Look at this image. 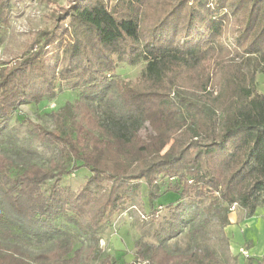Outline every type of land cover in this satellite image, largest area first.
Instances as JSON below:
<instances>
[{"label":"trees","instance_id":"obj_1","mask_svg":"<svg viewBox=\"0 0 264 264\" xmlns=\"http://www.w3.org/2000/svg\"><path fill=\"white\" fill-rule=\"evenodd\" d=\"M146 3L74 0L22 56L0 62V140L22 103H41L63 82L80 90L75 101L50 113L52 129L28 125L27 145L40 141L57 150L56 158L19 163L0 152V264H117L101 246L100 229L127 209L140 181L151 205L161 186L179 201L157 232L158 242L139 245L133 264H210L201 257L215 254L198 249L199 235L215 220L229 225L233 206L248 218L264 206V93L256 80L264 73V0L171 2L154 38L140 45ZM9 6L0 0V28L9 24ZM230 20L238 25L237 54L246 62L256 59L249 73L226 63L230 52L222 36ZM51 46L61 55H49ZM124 56L132 66L145 63L137 80L117 73ZM146 123L152 132L144 137L139 130ZM80 167L91 173L84 185L77 191L62 186V177ZM209 196L190 228L196 248L170 249L166 242L183 230L185 201L198 206ZM61 218L86 243L58 226ZM27 238L52 245L31 251ZM247 264L264 259L248 256Z\"/></svg>","mask_w":264,"mask_h":264},{"label":"rangeland","instance_id":"obj_2","mask_svg":"<svg viewBox=\"0 0 264 264\" xmlns=\"http://www.w3.org/2000/svg\"><path fill=\"white\" fill-rule=\"evenodd\" d=\"M177 0H147L146 5L140 11V40L139 44L154 38V27L159 15L170 8L171 2ZM74 0H9V24L0 28V62H12L22 56L35 40L37 32L41 29H52L55 25L57 14L65 13L66 9ZM115 2L112 1V6ZM120 8V7H119ZM66 16V15H64ZM68 19L62 25L66 26ZM238 25L235 20H230L225 27L222 41L229 48L226 63L237 66L245 73H249L256 66V59L246 62L244 57H240L235 49V37ZM49 55L54 52L61 55L62 50L47 47ZM145 63L140 62L132 66L127 62L126 56L119 60L117 73L126 79L137 80L144 69ZM257 89L264 93V73L258 72L256 75ZM80 93L79 89L71 87L67 82H63L61 87L53 95H48L45 99L36 104L34 102H24L10 118L7 124L5 136L0 140V152L15 158L19 163L31 161L40 164L56 158L59 154L53 147L46 146L40 141H34L31 145L25 142L27 130L30 122L44 125L50 129L54 127L50 113L59 110L68 101H75ZM101 109L106 108L104 101L96 102ZM222 116L219 115V128H222ZM152 132L149 123L141 127L139 133L146 136ZM74 164V163H73ZM75 164H79L75 162ZM86 167H80L72 173L65 175L61 179V185L74 191L79 190L90 175ZM49 181L45 187L52 184ZM137 188L132 194V198L126 202L125 211H117L106 221L101 229V246L115 257L117 264H133L135 251L139 245L154 244L158 242L157 232L162 226L167 225L171 216V207L178 203L179 195L175 192H166L165 186L160 187V197L154 205L149 203L148 188L145 181L136 182ZM211 197H206L197 206L191 200L185 201V209L182 213V232L168 240L167 246L180 252H190L196 248L190 228L196 226L200 221V212L208 205ZM245 209L236 206L233 211ZM1 217V211H0ZM58 226L75 234L84 243V236L79 230L66 219H58ZM219 220L213 221L206 229L205 234L199 235L197 247L199 250L209 248L214 252L215 258L211 259L202 256L204 261L210 264H247V257L250 253L247 246L239 248L238 252H233L230 239L225 233V227L220 225ZM258 233L255 231V239ZM264 233L257 244V248L264 250ZM25 246L31 251L44 250L52 245V241H40L37 238L24 239ZM243 248V249H241ZM252 246H249L251 249ZM257 260H263L264 255L254 256ZM138 264H147L146 261H139Z\"/></svg>","mask_w":264,"mask_h":264},{"label":"crops","instance_id":"obj_3","mask_svg":"<svg viewBox=\"0 0 264 264\" xmlns=\"http://www.w3.org/2000/svg\"><path fill=\"white\" fill-rule=\"evenodd\" d=\"M229 219L230 224L225 227V233L230 239L232 251L235 253L240 247L247 246L250 256L264 255V250L257 248L264 233V206L259 207L249 218L246 216V211H232ZM255 231L258 233L256 239ZM249 246L252 248L249 249Z\"/></svg>","mask_w":264,"mask_h":264},{"label":"built area","instance_id":"obj_4","mask_svg":"<svg viewBox=\"0 0 264 264\" xmlns=\"http://www.w3.org/2000/svg\"><path fill=\"white\" fill-rule=\"evenodd\" d=\"M232 209L234 210L235 209V206H233Z\"/></svg>","mask_w":264,"mask_h":264}]
</instances>
